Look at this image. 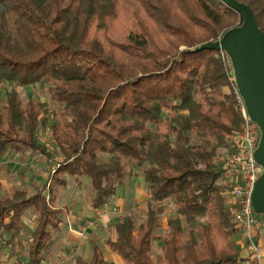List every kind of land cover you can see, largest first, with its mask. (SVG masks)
<instances>
[{
  "label": "trees",
  "instance_id": "16d2710c",
  "mask_svg": "<svg viewBox=\"0 0 264 264\" xmlns=\"http://www.w3.org/2000/svg\"><path fill=\"white\" fill-rule=\"evenodd\" d=\"M236 1L264 33V0ZM241 21L221 0H0V84L10 87L0 162L7 151H29L52 167L33 193L4 194L0 181L2 249L13 237L20 245L21 220L31 211L27 264H42L69 211L51 197L65 176L92 186L97 211L134 166L142 169L145 219L137 223L129 212L113 223L108 248L122 264H241L230 245L239 229L219 160L241 124L232 70L220 52H192ZM32 87L47 89L50 102L23 103L18 89ZM47 128L52 145L39 139ZM162 205L174 209L164 236ZM74 264L116 263L93 245L90 259Z\"/></svg>",
  "mask_w": 264,
  "mask_h": 264
},
{
  "label": "rangeland",
  "instance_id": "374dc122",
  "mask_svg": "<svg viewBox=\"0 0 264 264\" xmlns=\"http://www.w3.org/2000/svg\"><path fill=\"white\" fill-rule=\"evenodd\" d=\"M9 88H10L9 86L0 87V112H1V108L4 106V102L7 97ZM18 90H19L20 99L23 103L27 102L28 100H35V99H38L42 102H50V94L47 89L41 90V88L39 87H32V88H23V89H18ZM51 107H52L51 110H53L52 105ZM43 134H44V131L41 132V135ZM46 144H49L48 141H46ZM34 161L38 162V158H34ZM37 164L42 165L43 163L41 164L38 162ZM18 169L19 167L13 164L11 171H13L14 174H16ZM51 170H52V167H51ZM30 176L31 177L35 176V170H34V175H30ZM65 178L67 182L65 187H58L54 191L53 195L51 196L52 200L54 201V205L56 207H60L61 205L58 206L56 202L61 197H63V195H65L64 203L67 204L68 201L73 200L74 203L77 202L84 211L88 212V207H89L88 202H91L92 196H93L92 186L88 184V182L85 179H82L81 190H79L77 185L76 187L74 186L75 187L74 189L73 188V184L75 183L74 179L70 176H65ZM29 183H31V181ZM29 183L26 186L24 185L26 189L33 187L32 185L34 184V181L32 184H29ZM39 184L40 185L43 184V179L36 182V185H39ZM4 186L7 187L8 186L7 183H4ZM21 188H24V187H21ZM34 189L35 188H33V190ZM145 199H146V189H145V185L143 182L142 169L135 168L134 166H129V175L126 177L125 186L120 187L116 190V194L113 196V198H111V202L107 204L108 208L105 214L102 216V218L99 221L94 223V226L88 232H86L87 234L84 239L85 242H83L82 240L81 247H78L77 245L70 246L71 249H74V250L76 249L73 253L75 254V257L83 256L84 258H86V260H89V257L91 256V243H95L101 248L105 258L108 261H110V258H109L110 251L108 248V241L113 240L115 237L114 231L112 229L113 223L119 218H121L122 216L129 214V212L135 213V220L137 223L142 222L145 219V208H146ZM26 215L32 216L33 214L31 211H28L26 212ZM173 215H174L173 207L162 205V213L159 217L160 225L158 229V233L160 236H164V234L166 233V228H167L166 220L167 218ZM85 216L89 217L90 215L89 213H86ZM32 219L35 221L36 216L34 217L33 215ZM91 221L93 220L91 219ZM30 225H31V221L29 222L28 227ZM79 225H80L79 228L83 227L82 223ZM79 228H78V232L80 233ZM232 238L237 239V234L233 235ZM53 239H55L54 234L52 236V240ZM55 245L59 246V243H56ZM2 253H4L5 255L8 254L9 247L8 246L4 247L2 249ZM241 253L242 251L240 250V254ZM160 256H161L160 241H156L153 243V258L156 260Z\"/></svg>",
  "mask_w": 264,
  "mask_h": 264
},
{
  "label": "built area",
  "instance_id": "2783aa9c",
  "mask_svg": "<svg viewBox=\"0 0 264 264\" xmlns=\"http://www.w3.org/2000/svg\"><path fill=\"white\" fill-rule=\"evenodd\" d=\"M220 53L222 61L230 66L228 57L224 53ZM228 75V80L237 95V107L241 116V124L237 135L232 141L230 151L220 158L224 171V185L229 198L233 220L239 229L241 251L243 254L241 264H264L261 249L255 237L258 222L251 201L254 185L262 173L261 167L255 161V151L258 147L260 132L257 125L250 120L244 103L237 93L232 71ZM2 86L0 84V87ZM50 135V130L47 128L44 134L39 136V139L45 144L48 141L52 145L53 141L50 139ZM107 208L108 205L105 204L101 209H98L95 212L94 220L86 222L84 229L91 227L95 221L101 219ZM10 245L13 251L17 252L18 239L13 237ZM9 253L6 255L8 256ZM1 264L25 263L19 261L18 256L14 254L5 258Z\"/></svg>",
  "mask_w": 264,
  "mask_h": 264
},
{
  "label": "crops",
  "instance_id": "0c3cea01",
  "mask_svg": "<svg viewBox=\"0 0 264 264\" xmlns=\"http://www.w3.org/2000/svg\"><path fill=\"white\" fill-rule=\"evenodd\" d=\"M34 158H38V162L41 164L43 163L42 164L43 166L37 164L38 162L34 161ZM13 164L19 167L16 174H14V172L11 171ZM34 170H35V176L31 177L30 175H34ZM50 170H51V166L49 165V163H47L44 157L38 154L29 151H25L22 154L7 151L4 158L0 162V181L2 186V192L4 194L10 195L16 189H19L21 187L25 188V186L30 181L31 183L29 184H32L34 181V184L32 185L33 187L27 189V191L31 193L34 191L33 188H35L34 186L36 185L37 181L43 179L44 182L46 180ZM35 177L39 180H37ZM4 183H7L8 186L5 187ZM76 185H77L76 183L73 184L74 189ZM77 187L79 188V190H81L82 186L77 185ZM64 196L65 195H63V197L57 200L56 204H58V206L61 205L60 207L66 206L69 211L67 216L65 217V219H63V222L61 223L59 232L54 234L55 239L52 240L49 247L44 251L42 264H74V260L79 257L86 260V258H84L83 256L75 257V254L73 253L76 249L75 250L71 249L70 246L77 245L78 247H81L82 240L83 242H85L84 239L87 234L86 232H88L94 226V224L86 229H84V224H86V222L88 221H91V219L94 220L96 211L92 208L91 202H88L89 203L88 212L84 211L82 207L77 202L74 203L73 200L68 201V203L66 204L64 203L65 201ZM86 213H89L90 216L86 217L85 216ZM32 218L33 215L28 216L26 214L22 217L21 226H20L21 232L19 235L21 242L20 245H18L17 247V252L13 251L12 246L9 245L10 246L9 255L7 256L4 253H2V246L5 245L4 241L6 239H4V241L2 240V238L0 239V264L5 258L14 254L18 256L19 261H22L25 264H27V255L25 253V249L30 241L32 232L36 226V220L34 221ZM30 221H31V225L28 227ZM97 221H95V223ZM81 223L83 224V227L79 228L80 226L79 224ZM78 228L80 230V233L78 232ZM255 237L261 249V254L263 256V263H264V225L263 224L258 223V226L255 231ZM56 243H59V246H56L55 245ZM93 245L96 244L91 243V252ZM230 245L232 249L238 250L240 252L241 243H240L239 234H237V239L236 238L233 239L232 237L230 238ZM240 257H243L242 253L240 254ZM109 258L110 261H113L116 264H122L119 258L111 252ZM105 260L108 261L106 258Z\"/></svg>",
  "mask_w": 264,
  "mask_h": 264
},
{
  "label": "water",
  "instance_id": "95a60500",
  "mask_svg": "<svg viewBox=\"0 0 264 264\" xmlns=\"http://www.w3.org/2000/svg\"><path fill=\"white\" fill-rule=\"evenodd\" d=\"M241 16V25L224 32L215 42H208L192 52L214 50L224 53L230 62L237 93L246 112L260 132L255 161L262 173L251 196L255 215L264 220V33L252 10L236 0H221Z\"/></svg>",
  "mask_w": 264,
  "mask_h": 264
}]
</instances>
